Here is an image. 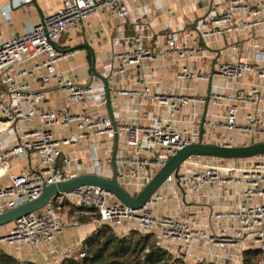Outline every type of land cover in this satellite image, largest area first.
I'll list each match as a JSON object with an SVG mask.
<instances>
[{
	"label": "built area",
	"instance_id": "built-area-1",
	"mask_svg": "<svg viewBox=\"0 0 264 264\" xmlns=\"http://www.w3.org/2000/svg\"><path fill=\"white\" fill-rule=\"evenodd\" d=\"M9 12L10 6L0 5L2 17L8 18ZM108 12L120 19L131 13L126 0H62L44 23L0 39V138L7 137L10 131L17 135L15 143L5 150L0 148V214L38 199L47 185L84 173L112 176L115 131L104 83L96 77L75 79L60 71L59 63L81 50L58 52L53 47L69 30H79L90 17ZM206 22L208 29L191 44L178 43L173 32L166 30L163 53L172 63L181 65L177 77L183 82H212L214 78L223 82L207 98L152 92L157 53L145 45L141 34L131 38V50L113 57V66L106 75L112 109L115 111L111 95L115 94L132 101L125 107L133 113L127 121L115 118L119 140L117 181L132 195L140 192L187 145L202 142L236 147L264 142V120L260 117L264 115V0H225L222 9L206 17ZM235 34H245L247 47L237 41L228 46L221 59L210 58L208 39ZM208 59L211 72L196 68L198 60ZM134 69L139 72L138 87L115 89L117 78ZM49 89L61 94L72 107L58 101L48 107L45 103ZM224 100L228 102L224 119L206 121L205 117L202 135L200 108L207 102L219 105ZM15 158L27 162L17 173L13 171ZM106 166L111 169L110 175L102 172ZM168 197L185 210L195 205L194 200L189 205L186 202L192 198L212 203L237 198L234 209L215 211L218 219H232L234 225L203 235L175 215L155 214L154 209ZM66 204L86 210L96 234L103 227H110L119 236H129L132 231L150 233L155 247L169 253L172 248L203 238L216 248L210 249L214 257L236 247L237 264H241L243 251L251 249L261 253L257 264H264V155L246 159L191 156L183 161L178 174L172 173L138 210L128 208L96 186L61 194L42 211L16 220L8 232L0 235V254L4 245L50 244L64 229ZM125 222H135L137 228L121 233ZM84 257L86 249L78 257L66 252L61 254L60 263Z\"/></svg>",
	"mask_w": 264,
	"mask_h": 264
},
{
	"label": "crops",
	"instance_id": "crops-1",
	"mask_svg": "<svg viewBox=\"0 0 264 264\" xmlns=\"http://www.w3.org/2000/svg\"><path fill=\"white\" fill-rule=\"evenodd\" d=\"M28 1L30 0H0V5L3 7L10 6L8 18L0 15V39L20 34L40 22L37 8L33 4H28ZM37 2L45 17L62 4V0H37ZM126 3L131 12L130 17L120 19L115 13L110 12L90 17L81 29H71L63 34L56 42V46L60 50H66L84 42L89 43L97 56V72L106 76L113 66V57L117 53L131 50V38L135 34H141L145 45L157 53L151 80L152 92L199 95L207 98L210 92L215 93L220 89L223 82L219 78H214L212 82H183L178 79L181 65L172 63L171 59L164 55L163 50L166 46L164 39L166 30H171L176 41L180 44H191L193 40L200 38V34L209 27L206 17L221 10L225 0H141L140 2L126 0ZM245 39V34L208 39L206 44L210 58L221 59L228 46L237 41L244 42V47H247ZM195 66L200 71L211 72L212 69L210 59L198 60ZM58 69L75 79L90 78L91 54L82 48L76 56L59 63ZM138 79L139 72L134 69L117 78L115 89L138 87ZM251 80L248 79V81ZM111 96L114 99V117L120 121H127L131 118L133 113L125 105L132 101L126 98H117L115 94ZM57 101L72 107L69 101L62 100L61 94L49 89L46 93L45 104L52 107L57 104ZM226 105H228L226 100L221 101L219 105L207 102L200 108L201 122L205 117L206 121L224 119ZM73 110L77 109L73 108ZM149 110L153 112L152 109ZM243 114L244 112H241V116ZM260 117L264 120V115ZM7 147L8 144L4 147L1 143V150H5ZM26 165V161L15 158L13 171L17 173ZM193 200L195 205H192L190 210H185L186 208H179V204L173 198L168 197L160 203L158 208L154 209V213L159 216L175 215L184 220L191 229H197L203 235H211L220 227L234 225L232 219L228 221L218 219L215 211L234 209L237 198H221L213 203L208 199H202L200 202V200L192 198L186 202L189 205ZM183 202V198H180L179 203L183 204ZM227 204H231L230 207H222ZM68 206L67 210L65 207L63 210L64 229L50 244L33 247L4 245L2 246L3 252L15 257L18 261L34 264H61L60 256L66 252H71L74 257H78L82 249L86 247V240L95 234V226L89 222L86 210L75 208L69 204ZM12 226L13 224L4 226L8 228L1 227L0 234L6 229L8 232ZM135 228H137L135 222H125L121 233L126 234ZM210 249L216 251L211 243L200 238L194 240L190 245L178 246L177 249L172 248L171 253L182 258L187 264H203L211 260L217 261L218 264H237L238 248L231 247L223 250L219 258L212 256Z\"/></svg>",
	"mask_w": 264,
	"mask_h": 264
},
{
	"label": "water",
	"instance_id": "water-1",
	"mask_svg": "<svg viewBox=\"0 0 264 264\" xmlns=\"http://www.w3.org/2000/svg\"><path fill=\"white\" fill-rule=\"evenodd\" d=\"M28 4H33L37 8L40 16V22L44 23L45 16L38 5L37 0H30L28 1ZM53 47L58 52H69L73 50H82V48H85L91 54V78L96 77L104 83L108 114L115 131L114 148L110 159L112 166V176L107 178L94 173H84L60 183L47 185L43 188L38 199L28 201L4 212L3 214H0V227L8 226L23 216L33 212L41 211L45 209L52 202V200H54L59 195L74 192L85 186L99 187L113 195L119 202L128 208L138 210L141 209L150 200V198L161 189L167 178L172 173H175L176 175L178 174L183 161L191 156H206L221 159H246L258 155H264V142H257L251 145L236 147H221L217 145L205 144L202 142L193 143L178 150L140 192H138L136 195L130 194L117 181L116 153L119 143L117 124L112 109L110 85L107 77L105 75H101L96 70L97 56L93 47L87 42L72 46L66 50H60L54 43ZM204 123L205 119H203L201 125L202 135L205 133Z\"/></svg>",
	"mask_w": 264,
	"mask_h": 264
},
{
	"label": "trees",
	"instance_id": "trees-1",
	"mask_svg": "<svg viewBox=\"0 0 264 264\" xmlns=\"http://www.w3.org/2000/svg\"><path fill=\"white\" fill-rule=\"evenodd\" d=\"M86 257L71 259L63 264H187L163 249L156 248L153 235L132 231L129 236H119L110 227H103L85 243ZM258 250H244L241 264H257ZM0 264H34L21 262L15 257L0 254Z\"/></svg>",
	"mask_w": 264,
	"mask_h": 264
},
{
	"label": "rangeland",
	"instance_id": "rangeland-1",
	"mask_svg": "<svg viewBox=\"0 0 264 264\" xmlns=\"http://www.w3.org/2000/svg\"><path fill=\"white\" fill-rule=\"evenodd\" d=\"M0 140H1L2 145H3L4 147H6L7 144L9 145V144L12 143V142L15 143V141L17 140V135L15 134L14 131H10V132H9V135H8L7 137H5V138H0ZM3 150H4V149H3ZM101 151H102V150L100 149V152H101ZM102 172H103V174H105V175H110V174H111V169H110V167L106 166V167H104V168L102 169ZM113 201H114V200H113ZM68 207H69L68 204H66V205H65V210H67ZM41 211H42V210H41ZM4 228H8V227H4ZM0 229H1V227H0ZM2 229H3V228H2ZM7 230H8V229H6V231L3 232V233H1L0 235L6 233Z\"/></svg>",
	"mask_w": 264,
	"mask_h": 264
}]
</instances>
